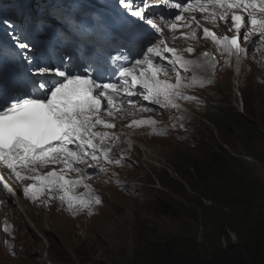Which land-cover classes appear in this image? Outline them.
Listing matches in <instances>:
<instances>
[{"label": "snow or ice", "instance_id": "6c2138e0", "mask_svg": "<svg viewBox=\"0 0 264 264\" xmlns=\"http://www.w3.org/2000/svg\"><path fill=\"white\" fill-rule=\"evenodd\" d=\"M116 2L118 11L99 13L87 20L103 40L122 50L115 64L97 58L85 66L69 63L62 57L53 65L39 55V48L32 51V41L24 29L13 37L12 45L0 48V164L10 170L0 174V191L15 193L4 179L5 175H11L23 194L34 202L45 190L51 196L54 189H59L63 193L59 199L66 201V207L74 214L79 211L74 200L88 208L90 214L91 205L101 203L98 196L80 200L70 195L71 189L83 184L87 177L68 179L66 176L88 168L106 172L102 164L121 163V159L112 158L113 146L120 136L109 130L116 127L115 120L125 118L126 106L149 112L154 109L143 103L149 102L158 110H179L180 101L196 99L185 94V89L211 82L195 76L185 82L181 73H187L193 65L213 73L217 70L218 61L212 52L204 51L196 59H189L185 53H193L194 47L191 44L183 50L169 47L166 33L175 41L176 31L184 28L188 31L180 32L179 36L196 40L197 29L202 28L203 39L211 38L216 50L227 54L225 62H230L232 56L243 59L250 52L253 58L256 52L264 55V0ZM72 9L73 0L54 6L49 22L63 27L60 22L63 18L71 25ZM154 9L161 11L154 13ZM194 13L203 14L202 19L213 24L218 19L230 23L229 31L234 34L217 36L203 27ZM80 20L76 16L77 24ZM2 22L9 24L7 20ZM169 72L174 74V83L161 79V73L167 76ZM157 124L158 121L149 117L133 119L127 126L149 125L153 134H166V129L157 128ZM49 164L62 168H53L43 176L32 175ZM26 179L39 184H24ZM85 187L90 189L89 185ZM3 203L0 199V204Z\"/></svg>", "mask_w": 264, "mask_h": 264}, {"label": "rangeland", "instance_id": "374dc122", "mask_svg": "<svg viewBox=\"0 0 264 264\" xmlns=\"http://www.w3.org/2000/svg\"><path fill=\"white\" fill-rule=\"evenodd\" d=\"M1 5L8 6L2 2ZM169 42L171 47L178 50H183L191 44L195 51L185 53L189 59H196L203 50L212 49L216 56L220 54L216 59L226 66L219 71L221 85L218 86L217 92L222 93V97H227L231 104L239 105V110L243 111L241 88L233 90L231 60L225 62L228 59L227 54L222 55L218 52L211 38L183 42L177 38L175 41L170 39ZM202 70L204 69L193 65L188 72L200 76ZM242 70L243 84H251L246 93L257 102L251 105L248 102V106H257L264 112V88L255 85L253 79L255 72L250 63L243 62ZM257 74L259 76L264 74V66ZM182 77L185 82L188 81L187 75L183 74ZM161 79L175 82L173 73H168L167 76L161 73ZM193 89L184 91L189 93ZM199 92H214V95H217L214 87L199 89ZM187 114L196 117L198 121H191ZM198 114L199 112L180 111L179 114L174 112L171 115H159L152 111H134L128 113L124 119L115 120L116 126H120L121 131L135 142L126 143L120 139L115 142L114 152L117 156L121 152L127 155L125 162L121 160L119 165L114 163L108 165L106 172L92 174L94 177L91 179L88 176L90 173L83 175L92 184L99 186L97 190H92L93 194L98 193L94 197L98 196L101 200V203L94 205L96 216L86 217L80 213L76 217L78 212L74 214L68 211L62 202L48 194L35 202L23 194L19 197L13 196L18 207L14 201H11V205L15 206V211L20 214L21 227L18 228L15 224L17 216L7 217L9 223L6 230L0 233V237L8 236L7 243L13 257L9 256L10 259L0 264H147L149 253H146V250L149 244L164 239L184 240L190 246L205 252L212 251L207 249L211 246H225L228 241L222 236L220 239L219 233L216 234L215 230L222 226L225 218L230 216L234 220L235 215L241 212L242 206L237 205L230 209L217 205L208 198L224 199L228 186L219 188L220 184L214 183L207 187L195 183L198 178L186 182L172 168L167 173L163 172L159 179L162 172L159 162L163 163L164 154L167 152L182 149L188 156L196 154L200 156L197 153L198 143L205 144L204 147L222 143L221 134L209 125H201L202 122H207L200 119ZM149 117L158 121L156 127L166 129V134H153L149 125L138 128L127 126L133 119ZM173 121L188 126L177 128L173 126ZM247 127L244 126V130H247ZM229 142L230 145L224 147L222 154L241 166L239 171L233 172L234 183L241 185L240 181L245 180L246 188L254 185L252 187L261 191L264 187V159L260 157L261 160H258L247 156V150L239 138H231ZM134 180L143 186V189H137V193H133L139 187ZM169 180L177 181L178 186H183L171 188ZM99 189H102L103 193H99ZM174 189L180 193L173 192ZM236 190L243 195V190ZM104 197L108 201H104ZM35 213L37 218L33 217ZM228 232L231 241L236 242L238 236L232 231ZM11 239L12 243L9 242Z\"/></svg>", "mask_w": 264, "mask_h": 264}, {"label": "trees", "instance_id": "16d2710c", "mask_svg": "<svg viewBox=\"0 0 264 264\" xmlns=\"http://www.w3.org/2000/svg\"><path fill=\"white\" fill-rule=\"evenodd\" d=\"M243 98L245 115L236 109L223 106L218 108L215 118L209 119L228 141L234 137L239 138L247 150V156L261 160L264 159V112L257 106H248L244 91ZM249 103L251 105V102ZM236 126H243L241 134L232 129ZM244 126H248L247 130H244ZM228 141L224 143L230 145ZM199 149L197 153L200 156L196 154L185 157V160L190 161L187 165L184 164L185 160L183 163L179 157L174 168L185 178L194 174L192 180L198 178L195 183L207 187L214 183L220 184L219 188L228 186L224 199L208 198L213 203L230 209L237 205L242 206L241 212L235 215L234 220L230 216L225 218L222 226L215 230L216 234L219 233L220 239L222 236L228 242L223 247L211 246L207 249L212 251L205 252L190 246L184 240L153 241L146 250V253H149L147 264H264V187L261 191L252 187L254 185L246 188L245 180L240 181L241 185H236L232 175L233 172L239 171L241 166L222 154L224 151L222 145L216 144ZM236 189L243 190V195ZM228 231L238 236L236 242L231 241Z\"/></svg>", "mask_w": 264, "mask_h": 264}, {"label": "bare ground", "instance_id": "6f19581e", "mask_svg": "<svg viewBox=\"0 0 264 264\" xmlns=\"http://www.w3.org/2000/svg\"><path fill=\"white\" fill-rule=\"evenodd\" d=\"M3 171H4V172H8L7 170H3ZM1 189H2V188H1ZM2 192H3V191H1V193H2ZM3 193H4V195L7 196V193H6L5 191H4ZM12 212H13V211H12ZM11 214H12V213H11ZM22 214L25 215V213H23V212H22ZM15 215L17 216V223H18L19 227H21V217H20V214H16V213H15ZM27 215H28V213H27ZM33 217L37 218V217H36V213L33 215ZM40 228H41V226H40ZM9 256L13 257L10 248L7 247V246H5V245H3V243L0 241V263H1L2 261H5V260H7V259H10Z\"/></svg>", "mask_w": 264, "mask_h": 264}]
</instances>
